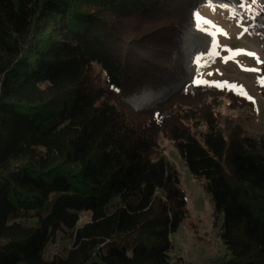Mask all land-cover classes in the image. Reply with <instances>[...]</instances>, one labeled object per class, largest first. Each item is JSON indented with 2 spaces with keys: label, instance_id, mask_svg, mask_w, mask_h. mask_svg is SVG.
<instances>
[{
  "label": "trees",
  "instance_id": "obj_1",
  "mask_svg": "<svg viewBox=\"0 0 264 264\" xmlns=\"http://www.w3.org/2000/svg\"><path fill=\"white\" fill-rule=\"evenodd\" d=\"M203 1L239 3L0 0V264H169L187 209L160 134L205 180L226 264H264V129H221L207 99L248 100L193 83Z\"/></svg>",
  "mask_w": 264,
  "mask_h": 264
},
{
  "label": "rangeland",
  "instance_id": "obj_2",
  "mask_svg": "<svg viewBox=\"0 0 264 264\" xmlns=\"http://www.w3.org/2000/svg\"><path fill=\"white\" fill-rule=\"evenodd\" d=\"M195 13H199L203 19L198 22ZM260 13H264V0H256L255 3L253 0H239L238 5L233 6L203 1L193 11L196 26L208 33L212 42L215 40L218 44V47L213 49L212 43L207 52L196 56L193 83L197 84L194 81L198 79L227 82L224 86L217 87L233 91L248 100L249 104L233 106L232 100L226 96L207 99L214 110L225 117L220 128L237 133L241 137L257 138L264 129V97L260 92V86L264 84L260 81L264 76L259 74L260 66L264 62V29L255 22ZM205 21L212 23L210 25ZM225 49H232L233 52ZM238 49L245 52L236 54L235 50ZM213 51L219 55H209ZM245 53H255V56ZM229 56L231 58L225 62L224 58ZM175 111L187 122L192 121L191 108L178 106ZM157 142L163 156L178 174L187 209V216L170 237L172 249L169 252V264H176V257L192 264H226L232 256L221 241V218L214 216L211 199L205 191V180L194 177L171 139L160 134ZM88 219L87 213H84L81 220ZM70 246L68 239L60 237L46 248L45 256L64 253Z\"/></svg>",
  "mask_w": 264,
  "mask_h": 264
},
{
  "label": "snow or ice",
  "instance_id": "obj_3",
  "mask_svg": "<svg viewBox=\"0 0 264 264\" xmlns=\"http://www.w3.org/2000/svg\"><path fill=\"white\" fill-rule=\"evenodd\" d=\"M255 2H256V0H253V3H255ZM242 7H243V5H242ZM194 15L196 16V19H197L198 22H199L200 20L203 19L202 17H200L199 13H195ZM205 23L211 25L212 22H211V21H205ZM212 27H215V25H212ZM245 30H246V29H245ZM217 31L222 32L223 30H222V29H217ZM241 34H243V33H241ZM212 43H213V49H215L216 47H218V44H217V42H216L215 40H213ZM225 50H227V51L230 52V53L233 52L232 49H225ZM235 52H236V54H240L241 52H245V50L238 49V50H235ZM245 54L255 56V53H245ZM209 55H219V53L213 51V52L209 53ZM230 58H231V56H229V57H225V58H224L225 62H227V60L230 59ZM257 59H258V58H257ZM258 62H259V59H258ZM247 70H250V71H256V69H247ZM209 75H211V73H209ZM194 82L197 83V84H199V83H211V84H214V85H216V86H221V87L224 86L225 84H227V82H223V83H218V82H208V81H202V80H199V79L196 80V81H194ZM260 82H261V83H264V79H262ZM249 99H251V98L249 97Z\"/></svg>",
  "mask_w": 264,
  "mask_h": 264
}]
</instances>
